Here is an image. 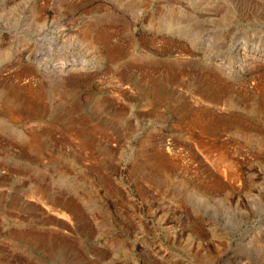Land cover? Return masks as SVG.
Wrapping results in <instances>:
<instances>
[{
    "label": "rangeland",
    "instance_id": "obj_1",
    "mask_svg": "<svg viewBox=\"0 0 264 264\" xmlns=\"http://www.w3.org/2000/svg\"><path fill=\"white\" fill-rule=\"evenodd\" d=\"M0 264H264V0H0Z\"/></svg>",
    "mask_w": 264,
    "mask_h": 264
}]
</instances>
